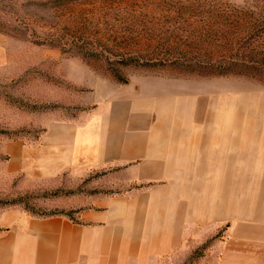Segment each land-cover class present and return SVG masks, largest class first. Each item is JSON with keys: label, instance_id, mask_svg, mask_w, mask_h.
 I'll return each mask as SVG.
<instances>
[{"label": "crops", "instance_id": "crops-1", "mask_svg": "<svg viewBox=\"0 0 264 264\" xmlns=\"http://www.w3.org/2000/svg\"><path fill=\"white\" fill-rule=\"evenodd\" d=\"M107 93L77 117L48 121L34 141H5L4 167L39 190L89 170L131 186L68 195L48 215L3 210L0 264H159L222 225L223 264H264V123L160 117L129 88Z\"/></svg>", "mask_w": 264, "mask_h": 264}, {"label": "rangeland", "instance_id": "rangeland-1", "mask_svg": "<svg viewBox=\"0 0 264 264\" xmlns=\"http://www.w3.org/2000/svg\"><path fill=\"white\" fill-rule=\"evenodd\" d=\"M262 23L264 0H0V32L7 36L0 64V214L10 207L58 213L57 201L68 195L131 186L115 183L107 170H89L39 190L4 167L5 141H34L48 121L77 117L108 90L129 88L160 117L211 113L263 127V81L173 65L256 52L262 37L253 33ZM225 229L185 243L159 264H223Z\"/></svg>", "mask_w": 264, "mask_h": 264}, {"label": "trees", "instance_id": "trees-1", "mask_svg": "<svg viewBox=\"0 0 264 264\" xmlns=\"http://www.w3.org/2000/svg\"><path fill=\"white\" fill-rule=\"evenodd\" d=\"M250 15V14H249ZM251 16V15H250ZM258 36L262 37L260 50L254 51L253 48L240 57H220L215 63H185L173 61V65H180L185 69L200 74L211 75H244L257 78L264 82V23L257 28Z\"/></svg>", "mask_w": 264, "mask_h": 264}]
</instances>
